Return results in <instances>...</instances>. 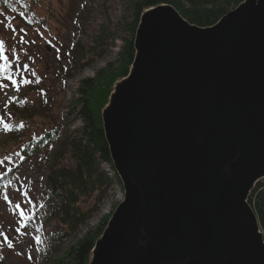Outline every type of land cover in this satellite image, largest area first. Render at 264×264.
<instances>
[{"label": "water", "instance_id": "1", "mask_svg": "<svg viewBox=\"0 0 264 264\" xmlns=\"http://www.w3.org/2000/svg\"><path fill=\"white\" fill-rule=\"evenodd\" d=\"M133 48L101 110L123 199L88 264H264V0L206 27L148 7Z\"/></svg>", "mask_w": 264, "mask_h": 264}, {"label": "trees", "instance_id": "2", "mask_svg": "<svg viewBox=\"0 0 264 264\" xmlns=\"http://www.w3.org/2000/svg\"><path fill=\"white\" fill-rule=\"evenodd\" d=\"M241 1L243 0H128L129 15L123 17L125 35L120 37L122 46L114 62L107 63L105 67L96 71L95 75L80 81L77 98L70 112L72 111L80 119L81 126L66 137L63 135L61 137L60 128L54 125L30 139H25L26 128L20 125L26 124V119L36 113L23 115L27 110L24 99L29 92L42 90L43 93L40 87H28L25 92L19 94L13 104L5 107L2 114H14V117L12 116L7 123L11 126V131H6L2 126L8 136L0 142V148L9 146L13 147L12 150L17 149V152L11 155V160L17 162H11L13 166L0 174V183L11 178L21 164L39 157L42 152L50 150L53 156L52 165L44 178L47 194L39 203V208L43 210V222L55 221L58 228L52 233L43 234L42 255L29 264H88L94 242L107 223L102 221L88 229L64 253L62 252V244L66 238L79 233L80 227L98 210L113 184L120 185L111 165L102 128L101 110L107 102L113 83L127 74L128 67L133 61V39L143 10L161 3L170 4L190 23L206 27L216 23ZM38 2L8 0L4 3V0H0V27H8L11 31V27L15 24L17 27L21 25L33 27L38 24L40 17L35 12V4ZM67 2L66 9H63L65 12L59 11L56 15L58 22L66 30L65 32L60 30L63 39L58 38L56 45L46 41L55 53V68L64 80L71 79L85 67L103 58L108 52L109 42L115 39L114 34H116L109 32L102 25L86 44H82L79 37L86 33L85 24L89 19V11L83 0H67ZM14 33L16 32L12 34L15 35ZM6 36L11 42L10 46H13L15 38L0 30V37ZM32 47L28 48L31 50ZM57 49H59V58H57ZM17 55H26V50L21 48ZM44 103L46 105L48 101ZM19 107L24 110H19ZM10 151L8 149L6 153ZM65 155L70 157L72 166L60 164V160ZM103 165L108 166L113 174L112 177L103 169ZM248 202L257 217L264 237V179L251 190ZM35 212L36 210L33 214ZM0 264L20 263L2 259Z\"/></svg>", "mask_w": 264, "mask_h": 264}, {"label": "rangeland", "instance_id": "3", "mask_svg": "<svg viewBox=\"0 0 264 264\" xmlns=\"http://www.w3.org/2000/svg\"><path fill=\"white\" fill-rule=\"evenodd\" d=\"M37 1L39 2L35 4V12L40 17L37 21L38 24L33 27L24 25L17 27L15 24L11 27V31L8 27H0V30L6 35L10 34L12 38H15L13 46H10L11 42H9L7 36L0 37V41H3L0 52H3V55L9 58L7 71H2L0 74V142L8 136L2 126L10 122L14 115L2 114V111L5 107L13 104L19 94L25 92L28 87H40L43 89L44 94L40 91L29 92L26 99H24L27 110L23 115L27 116L30 112L36 113L33 117H28L26 119L27 123L23 125V128L24 126L26 128L24 132L26 133L25 139H30L35 134H40V132L54 125L60 128L61 137L62 135L66 137L72 131L79 129L81 126L80 119L72 111L70 112V108L77 98V87L81 80L92 77L96 71L105 67L107 63L114 62L116 54L122 46L120 37L125 35L123 17L129 15L128 0H83L89 11V19L85 24L86 33L79 37L82 44H86L102 25L109 32H116L114 34L115 39L109 42L108 52L103 58L85 67L71 79L64 80L55 68L56 56L49 44H46V41L53 43L51 45H56L58 38L63 39L60 30L63 32L66 30L58 22L56 15L59 14V11L61 13L65 12L63 9H66L68 2L67 0ZM20 29H24V32L20 33ZM13 32H16L15 35L12 34ZM21 36L27 41L26 43L20 42ZM32 41H35V43H32ZM30 46H33L31 50L28 48ZM12 48L16 49V55L12 54ZM21 48L26 50V55L19 56V59H16ZM5 63L6 61L0 59V67ZM33 71L40 77V82L22 84L21 81L24 79L35 81V77L32 76ZM8 77L17 81V85H13ZM17 86H19V91H16ZM46 100L48 103L45 105ZM19 110L24 109L19 107ZM8 149L11 151L6 153ZM12 149L13 147L9 146L3 149L0 148V161H3L0 163V174L17 162L11 160V155H14L15 151L17 152V149ZM5 157H8V159L5 160ZM52 159L53 156L50 150L44 151L39 157L21 164L16 168V172L11 178L1 182L0 231L8 237V242L4 241V236H0V257H2L0 262L2 259H9L15 263L29 264L33 260H38L42 255V242L36 244L34 237L39 235L42 241L44 233H52L58 228L55 221L43 222V210L39 208V203L47 194L44 178L50 165H52ZM60 164L72 166L73 162L68 155H65L60 160ZM103 167L112 177L113 174L108 166L103 165ZM25 193H27L26 196ZM4 194L8 195V201L4 200ZM122 199L123 189L121 183L120 185L113 184L107 197L99 205L98 210L80 227L79 233L75 234L76 236L66 238L62 244V252L64 253L88 229L97 226L102 221H108L111 213ZM26 200H31L32 204H27ZM18 202L20 208L16 207ZM34 210L36 212L33 214ZM22 211L29 215L30 219L22 217L20 214ZM17 228L20 230L17 231ZM9 242L12 244L11 248L8 247ZM17 253L20 254L17 255ZM29 255L32 256L31 260L28 259Z\"/></svg>", "mask_w": 264, "mask_h": 264}, {"label": "snow or ice", "instance_id": "4", "mask_svg": "<svg viewBox=\"0 0 264 264\" xmlns=\"http://www.w3.org/2000/svg\"><path fill=\"white\" fill-rule=\"evenodd\" d=\"M7 2H8V0H4V3H7ZM82 6H83V5H82ZM19 31H20L21 33H23V32H24V29H20ZM20 42H21V43H26L27 41H25V40H24V37L21 36V37H20ZM32 43H35V41H32ZM2 47H3V41H0V48H2ZM11 51H12V54H13V55H16V49H15V48H12ZM57 58H59V49H57ZM0 59H3L4 61H6V63H5L2 67H0V72H2V71H7L8 67H9V62H8L9 58H8L7 56L3 55V52H0ZM16 59H19V56H18V55L16 56ZM25 67H27V65H25ZM32 76L35 77V81L24 79V80L21 81V83H22V84H31V83H33V82H35V83H39V82H40V77L36 74L35 71L32 72ZM8 79L11 80V77H8ZM11 82H12L13 85H17V81H15V80H11ZM5 86H6V85H5ZM19 90H20V89H19V86H17V87H16V91H19ZM41 92H42V90H41ZM3 127H4V129H5L6 131H11V130H12L11 126H10L9 124H7V123H5V124L3 125ZM20 127H23V124H22V123H21ZM4 159L7 160L8 157H5ZM2 162H3V161H0V163H2ZM41 179H42V178H41ZM24 195L26 196L27 193H25ZM8 199H9V198H8V195H7V194H4V200H5V201H8ZM26 203H27V204H32V201H31V200H26ZM16 207H17V208H20V203H19V202L16 204ZM20 214H21V216L24 217L25 219H30V216H29V215H26L23 211H22ZM16 230L19 231L20 229L17 228ZM0 236H4V241H5V242H8V237L5 236L4 233H3L2 231H0ZM34 241H35L36 244H40V243L42 242V241H41V238H40L39 235H36V236L34 237ZM8 247H9V248L12 247V244H11L10 242L8 243ZM19 254H20V253H17V255H19ZM0 258H2V257H0ZM28 259L31 260V259H32V256L29 255V256H28Z\"/></svg>", "mask_w": 264, "mask_h": 264}]
</instances>
